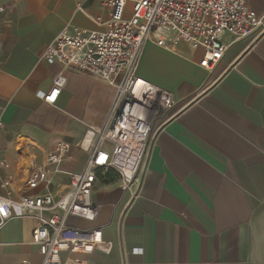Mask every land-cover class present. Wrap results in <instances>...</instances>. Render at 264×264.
I'll use <instances>...</instances> for the list:
<instances>
[{
  "label": "crops",
  "instance_id": "1",
  "mask_svg": "<svg viewBox=\"0 0 264 264\" xmlns=\"http://www.w3.org/2000/svg\"><path fill=\"white\" fill-rule=\"evenodd\" d=\"M247 6L264 23V0ZM108 20L99 0H0V196L45 193L26 181L60 144L47 191L60 197L82 170L83 137L104 125L114 89L41 57L63 29L103 33ZM202 56L183 43L144 46L136 75L170 93L175 112L153 134L135 190L123 193L111 171L97 176L103 243L62 264H264V31L230 43L210 71ZM59 73L67 82L49 105L38 93ZM37 225L16 216L0 229V264L42 262Z\"/></svg>",
  "mask_w": 264,
  "mask_h": 264
},
{
  "label": "built area",
  "instance_id": "2",
  "mask_svg": "<svg viewBox=\"0 0 264 264\" xmlns=\"http://www.w3.org/2000/svg\"><path fill=\"white\" fill-rule=\"evenodd\" d=\"M109 11L107 29L93 33L65 28L46 47L41 60L99 79L114 89L102 127L87 128L83 137L89 157L82 170L71 174L66 191L54 198L52 165L61 161L67 145L47 156L46 167L36 169L26 189L45 193L18 199L0 196V229L13 217H32L38 225L32 244L40 264H62V255H91L103 243L96 224L101 204L93 199L97 176L111 171L120 178L123 193L136 189L153 134L173 116L172 95L136 75L146 44L164 48L183 43L203 51L199 67L210 71L229 44L264 31V23L248 8L247 0H99ZM231 42L225 44L223 38ZM59 73L48 93L38 97L54 105L65 87ZM1 126V125H0ZM72 221L84 223L77 227ZM26 264V263H24Z\"/></svg>",
  "mask_w": 264,
  "mask_h": 264
},
{
  "label": "rangeland",
  "instance_id": "3",
  "mask_svg": "<svg viewBox=\"0 0 264 264\" xmlns=\"http://www.w3.org/2000/svg\"><path fill=\"white\" fill-rule=\"evenodd\" d=\"M112 173H114V172H112ZM114 175H115V178H116V180L119 182V185H120V178L118 177V175L116 174V173H114ZM115 180V181H116Z\"/></svg>",
  "mask_w": 264,
  "mask_h": 264
}]
</instances>
